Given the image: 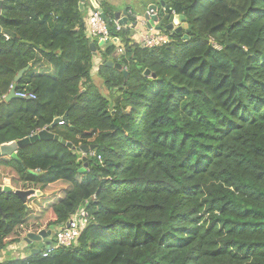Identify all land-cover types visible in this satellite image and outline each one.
Segmentation results:
<instances>
[{
	"label": "trees",
	"instance_id": "1",
	"mask_svg": "<svg viewBox=\"0 0 264 264\" xmlns=\"http://www.w3.org/2000/svg\"><path fill=\"white\" fill-rule=\"evenodd\" d=\"M0 1L15 34L0 30V144L67 117L50 128L61 140L0 155V185L41 192L27 207L0 193V251L89 215L76 245L0 264H264V0H169L191 28L150 48L115 31L105 1L124 53L108 42L101 60L79 0ZM24 68L16 91L34 98L3 100ZM63 140L92 146L83 171Z\"/></svg>",
	"mask_w": 264,
	"mask_h": 264
},
{
	"label": "water",
	"instance_id": "2",
	"mask_svg": "<svg viewBox=\"0 0 264 264\" xmlns=\"http://www.w3.org/2000/svg\"><path fill=\"white\" fill-rule=\"evenodd\" d=\"M85 0H79L78 2V6L79 9L82 10L83 8V4H84ZM93 4V6L95 8H98L99 10L102 11L101 7L98 5V3L96 2V0H90ZM0 6H1V1H0ZM153 8L155 10H157V14L153 15V16H148L147 14L144 16V21L146 22V26L149 29H155V30H170L171 34L173 33H178L182 30H185L186 32H188L191 28V26L187 23V21L185 20L184 15L182 14H172L171 12H169L170 10V4H169V0H160L159 2V6H157V4H151L148 6V9ZM123 14V16H121ZM102 16L104 18H106L104 12L102 11ZM114 17L115 19H118L119 22L121 24H127L128 23V11L127 9H123L122 11H115L114 12ZM84 23H82L83 25ZM131 36L134 34V27L136 26V20L133 21L131 23ZM1 32H3L6 35H12L14 36L15 34L9 30V29H1ZM184 37H186V35H184ZM117 39H114V42H116ZM108 41L105 40H99L98 44L101 46L104 43H107ZM90 48L93 51V54H96V48L94 47V43L91 42L90 43ZM120 54L118 53V51L116 50L114 52V56L118 57ZM102 62L108 66H114L118 69H121V64L119 63H113L111 60H106L103 59ZM28 68H24L22 70H20L16 77H15V83L11 86L9 92L3 96V100L5 101H9L11 99L14 98H22L20 95L16 94V81L19 79V77L27 70ZM124 73L126 74V71L124 70ZM145 74H149L148 71H145ZM153 76V75H152ZM1 103V101H0ZM60 120H67L66 114H64L62 117H56L54 118V120L51 122V124L41 130H38L37 132L30 134L29 136H26L24 138H21L19 140L16 141H11L8 143H3L0 144V155H8L11 156L14 159H18L17 157V150L18 148H22L25 147L29 144H31L32 142H35L37 140H50V139H54V140H61V137L58 134H55L53 132L50 131L51 127H54L55 125H57ZM63 143H65L68 147L75 149L77 151H79L81 149V151L83 152V156L82 159L84 160V166L81 167V171H83L85 169V166L87 165L86 162V154L88 153V148L87 145L82 146V147H75L73 146L70 142H67L65 140L62 141ZM90 150H92V146H90ZM14 192L17 196H19V198L22 200V202L24 203L25 207H27V198L31 195H40L41 192L37 191V190H14V188L10 185V181L8 179L4 180V183L2 185H0V193L1 192ZM1 210V208H0ZM66 224L68 225L69 222H66ZM52 230H54V226L51 225L48 229H42L38 232H29L27 233V235L23 238V241L29 245L32 242L35 241H40L42 239L48 238L51 233ZM37 251V249H33L32 252Z\"/></svg>",
	"mask_w": 264,
	"mask_h": 264
},
{
	"label": "built area",
	"instance_id": "3",
	"mask_svg": "<svg viewBox=\"0 0 264 264\" xmlns=\"http://www.w3.org/2000/svg\"><path fill=\"white\" fill-rule=\"evenodd\" d=\"M171 13L175 14V11L172 10ZM146 14L151 17L157 14V10L150 8L146 11ZM132 15L134 16V14ZM128 25L132 27L130 24ZM113 26L115 28V31H120L123 27H125V24H121L118 19L114 18ZM86 27L90 37L96 38L98 41L107 40L108 42H113L115 39L109 29L107 19L102 16V11L98 8H95L94 6L88 11L86 18ZM150 30L151 31H149V33L141 35L140 39H138V41L136 42L141 43L142 45L150 48L162 46L170 41L169 34L164 30L159 31L155 29L153 30L152 28ZM115 44L117 46L116 50L118 51V53L123 54L124 47L123 44L119 41V39H117ZM216 47L220 48V46L218 45H216ZM16 94L20 95L22 98H34V95L31 93L16 91ZM63 123L64 121L60 120L59 124ZM66 222H69V224H59L57 227L54 228L52 234L53 240L51 241V244H49L50 247L47 249L46 253L53 248H58L61 246L70 247L77 244L81 232L89 224V215L85 206L81 205L77 207ZM46 253L44 252L43 255L45 256Z\"/></svg>",
	"mask_w": 264,
	"mask_h": 264
},
{
	"label": "crops",
	"instance_id": "4",
	"mask_svg": "<svg viewBox=\"0 0 264 264\" xmlns=\"http://www.w3.org/2000/svg\"><path fill=\"white\" fill-rule=\"evenodd\" d=\"M105 1H107L112 6H114V11H122L123 9H126L128 7L130 9V12L132 14H134L135 20H136V26L134 27V34L131 36V33H130V37L132 38V40L134 42L138 41V39H140L141 35H143L145 33H149V31H151L149 28H147L146 22L144 21V16L146 15V11L148 10V6L151 5V4H154L151 1H148L144 5V8H141V12H138L135 9L134 5H131V4H128V3H125V2L119 1V0H96V2L98 3V5L100 7H102V4ZM91 8H93L92 2L90 0H85L84 1V4H83V8H82V12H83V23H85L84 24L85 27H86L87 14H88L89 9H91ZM121 16H123V14ZM125 26H129L128 23L125 24ZM103 45L100 46L98 44V47H99L98 49L99 50L98 49L96 50V57H98V60L99 59L101 60L100 49H102ZM42 240L45 243L44 247H48L49 244H50V242H51L50 241L51 240V236L48 237V238L42 239ZM42 240H40V241H42ZM43 248L34 246L33 245V242L31 244L27 245L22 240L20 242H17V243H13L11 245H8L4 250L0 251V262L3 261V260H6V259H20V258H25L28 255H30V253H36V252H38V250H41ZM33 249L34 250L37 249V251L32 252Z\"/></svg>",
	"mask_w": 264,
	"mask_h": 264
},
{
	"label": "rangeland",
	"instance_id": "5",
	"mask_svg": "<svg viewBox=\"0 0 264 264\" xmlns=\"http://www.w3.org/2000/svg\"><path fill=\"white\" fill-rule=\"evenodd\" d=\"M119 1H122V2H125V3H128V4H131V5H134V7H135V9L138 11V12H141V8H144V5L148 2V1H151L152 3H154V4H157V6H159V2H160V0H119ZM114 7V6H113ZM169 33H171V31H168ZM50 69L52 70V68L50 67ZM95 73V72H94ZM97 74H96V76H94L93 77V80H94V82L96 83V84H98L99 85V83H98V80H97ZM99 90L102 92V93H105L106 92V90L103 88V87H101V84L99 85ZM82 146H85L84 144L83 145H80L79 146V148L80 147H82ZM87 148H88V152H92L91 150H90V146H88L87 145ZM79 153L81 154V155H83V152L81 151V149L79 150ZM81 167H83V166H81ZM86 167V166H85ZM5 172H6V170H4ZM3 175H5V173L3 174ZM3 180V178L0 180V182ZM55 185H59V183L58 184H55ZM53 199V194H50V195H48V194H46L45 196H43V198L42 197H40L39 198V203L40 204H42V203H49V202H51V201H53L52 200ZM31 205V204H30ZM37 205H39V204H34V205H31V209H35V206H37ZM53 234V230H52V233H51V235ZM50 235V236H51ZM49 236V237H50ZM33 245L34 246H36V247H40V248H43L44 247V245H45V243L43 242V240L42 241H35V242H33Z\"/></svg>",
	"mask_w": 264,
	"mask_h": 264
},
{
	"label": "clouds",
	"instance_id": "6",
	"mask_svg": "<svg viewBox=\"0 0 264 264\" xmlns=\"http://www.w3.org/2000/svg\"><path fill=\"white\" fill-rule=\"evenodd\" d=\"M89 153V152H88Z\"/></svg>",
	"mask_w": 264,
	"mask_h": 264
}]
</instances>
